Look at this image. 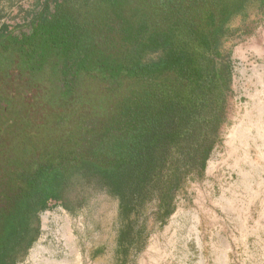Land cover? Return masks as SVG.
I'll use <instances>...</instances> for the list:
<instances>
[{"label": "trees", "instance_id": "1", "mask_svg": "<svg viewBox=\"0 0 264 264\" xmlns=\"http://www.w3.org/2000/svg\"><path fill=\"white\" fill-rule=\"evenodd\" d=\"M37 1L22 24L29 32L0 26V52L17 66L10 77L55 69L50 87L38 85L51 95L38 106L34 95L17 104L11 95L15 119L0 124V264L26 256L39 214L68 210L77 182L117 202L125 264L166 225L221 142L230 94L221 41L247 0ZM150 53L159 55L144 62ZM88 80L110 101L87 100Z\"/></svg>", "mask_w": 264, "mask_h": 264}, {"label": "rangeland", "instance_id": "2", "mask_svg": "<svg viewBox=\"0 0 264 264\" xmlns=\"http://www.w3.org/2000/svg\"><path fill=\"white\" fill-rule=\"evenodd\" d=\"M39 8L37 0H0V26L11 24L16 35L27 33L23 21ZM220 52L218 68L226 64L230 69L221 142L212 150L203 177L185 186L166 225L153 231L125 264H264V0H247L229 20ZM158 55L146 54L142 60ZM14 61V54L2 49L0 124L5 126L15 119L11 95L16 104L21 97L31 102L34 95L38 106L51 95L38 85L50 87L55 74L54 68H45L37 77L22 74L18 80L16 72L11 77L8 73L17 67ZM84 89L87 100L110 101L99 81L84 82ZM74 184L65 197L68 210L58 206L39 214V237L17 264H42L33 260V253L39 261L120 264L117 202L92 185Z\"/></svg>", "mask_w": 264, "mask_h": 264}, {"label": "bare ground", "instance_id": "3", "mask_svg": "<svg viewBox=\"0 0 264 264\" xmlns=\"http://www.w3.org/2000/svg\"><path fill=\"white\" fill-rule=\"evenodd\" d=\"M62 239L66 240V236L65 233L62 234ZM38 255H36L35 253L32 254V258L35 262H41L42 264H66L65 262H56V261H51V260H42L39 261L38 259Z\"/></svg>", "mask_w": 264, "mask_h": 264}]
</instances>
